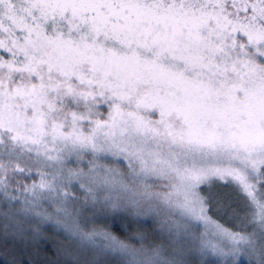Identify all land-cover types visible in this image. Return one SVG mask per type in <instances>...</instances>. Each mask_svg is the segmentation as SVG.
Here are the masks:
<instances>
[{
	"label": "snow or ice",
	"instance_id": "snow-or-ice-1",
	"mask_svg": "<svg viewBox=\"0 0 264 264\" xmlns=\"http://www.w3.org/2000/svg\"><path fill=\"white\" fill-rule=\"evenodd\" d=\"M0 260L264 264V0H0Z\"/></svg>",
	"mask_w": 264,
	"mask_h": 264
},
{
	"label": "trees",
	"instance_id": "trees-1",
	"mask_svg": "<svg viewBox=\"0 0 264 264\" xmlns=\"http://www.w3.org/2000/svg\"><path fill=\"white\" fill-rule=\"evenodd\" d=\"M111 230L114 231V232L122 234V225L120 224L119 221H117L115 224L111 225ZM52 243H53L52 240L46 241V242H44V247L46 249H49V248L52 247ZM0 264H3L2 260H0Z\"/></svg>",
	"mask_w": 264,
	"mask_h": 264
},
{
	"label": "rangeland",
	"instance_id": "rangeland-1",
	"mask_svg": "<svg viewBox=\"0 0 264 264\" xmlns=\"http://www.w3.org/2000/svg\"><path fill=\"white\" fill-rule=\"evenodd\" d=\"M150 223V222H149Z\"/></svg>",
	"mask_w": 264,
	"mask_h": 264
}]
</instances>
